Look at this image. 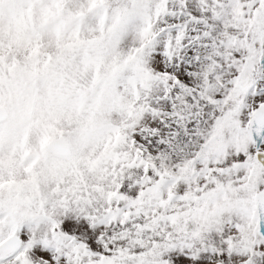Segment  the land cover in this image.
<instances>
[{
  "label": "snow or ice",
  "instance_id": "snow-or-ice-1",
  "mask_svg": "<svg viewBox=\"0 0 264 264\" xmlns=\"http://www.w3.org/2000/svg\"><path fill=\"white\" fill-rule=\"evenodd\" d=\"M0 264H264V0H0Z\"/></svg>",
  "mask_w": 264,
  "mask_h": 264
}]
</instances>
